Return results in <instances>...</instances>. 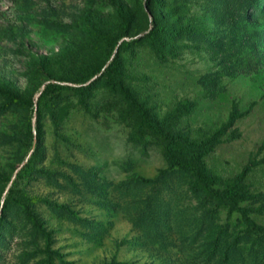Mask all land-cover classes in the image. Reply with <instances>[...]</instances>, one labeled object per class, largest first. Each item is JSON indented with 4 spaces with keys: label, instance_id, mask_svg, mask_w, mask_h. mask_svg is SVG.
<instances>
[{
    "label": "rangeland",
    "instance_id": "obj_1",
    "mask_svg": "<svg viewBox=\"0 0 264 264\" xmlns=\"http://www.w3.org/2000/svg\"><path fill=\"white\" fill-rule=\"evenodd\" d=\"M0 89V264H264V0H0Z\"/></svg>",
    "mask_w": 264,
    "mask_h": 264
},
{
    "label": "trees",
    "instance_id": "obj_2",
    "mask_svg": "<svg viewBox=\"0 0 264 264\" xmlns=\"http://www.w3.org/2000/svg\"><path fill=\"white\" fill-rule=\"evenodd\" d=\"M120 15H121V18H122V21H123V29H127L128 27V17L127 15L125 14L124 11H121L120 12ZM124 91V94L126 96V98L130 101H132V98H131V95L130 93L128 92V90H123ZM0 94L4 95V96H7L9 97L10 99L18 102L19 104L23 105V106H29V104L27 102H25L24 100L20 99V98H17L15 97L13 94L11 93H8L4 90H1L0 89ZM145 121L149 124V126L151 127H156L154 123L150 122L146 117H145ZM173 147L171 146V149L169 150L168 152V157H169V160L171 161V163L175 166H178L184 170H194V166L190 165V164H187L179 159H177L175 156H174V153H173ZM36 156V154L33 155L32 158H34ZM205 185L207 187L208 190H210L212 193H215L214 190L212 189L211 187V184L207 181H205ZM223 196L227 197V198H232V197H235L238 195V190H237V187L236 186H233L231 187L229 190L225 191L222 193Z\"/></svg>",
    "mask_w": 264,
    "mask_h": 264
}]
</instances>
